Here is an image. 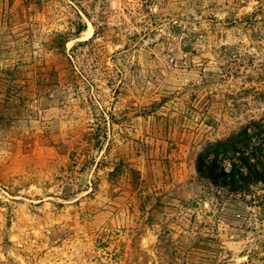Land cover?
Returning <instances> with one entry per match:
<instances>
[{
    "label": "rangeland",
    "instance_id": "obj_1",
    "mask_svg": "<svg viewBox=\"0 0 264 264\" xmlns=\"http://www.w3.org/2000/svg\"><path fill=\"white\" fill-rule=\"evenodd\" d=\"M263 114L264 0H0V264H264L196 169Z\"/></svg>",
    "mask_w": 264,
    "mask_h": 264
},
{
    "label": "trees",
    "instance_id": "obj_2",
    "mask_svg": "<svg viewBox=\"0 0 264 264\" xmlns=\"http://www.w3.org/2000/svg\"><path fill=\"white\" fill-rule=\"evenodd\" d=\"M93 36L78 46L93 42ZM196 169L225 192L264 206V114L208 143L197 157Z\"/></svg>",
    "mask_w": 264,
    "mask_h": 264
},
{
    "label": "bare ground",
    "instance_id": "obj_3",
    "mask_svg": "<svg viewBox=\"0 0 264 264\" xmlns=\"http://www.w3.org/2000/svg\"><path fill=\"white\" fill-rule=\"evenodd\" d=\"M91 28H92V27H91ZM87 32H89V28H88Z\"/></svg>",
    "mask_w": 264,
    "mask_h": 264
}]
</instances>
